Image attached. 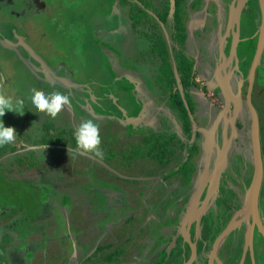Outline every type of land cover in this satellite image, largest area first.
I'll list each match as a JSON object with an SVG mask.
<instances>
[{"label": "flooded vegetation", "instance_id": "1", "mask_svg": "<svg viewBox=\"0 0 264 264\" xmlns=\"http://www.w3.org/2000/svg\"><path fill=\"white\" fill-rule=\"evenodd\" d=\"M145 3L146 0H138V9L131 11V18L133 20L137 15L139 23L136 25L146 34L159 35L157 23L146 27L142 8ZM157 4L162 6V12L158 13L161 21L174 17L176 35L179 34L176 29L178 10L183 21L186 39L183 44L175 39L174 46L192 63V85L189 88L182 86L195 123L189 116L176 80L170 112L166 114L169 124L156 123L153 128L144 129L145 142L158 145L151 154L153 157L138 158L150 165L142 162L144 166L139 168L145 171L136 174L140 164L138 159H127L128 154L123 153L117 158L114 156L124 165L121 172L111 166L112 161L107 157L101 160L92 156L90 162L98 167L92 174L100 186L90 188L88 196L84 194L88 204H79L78 226L74 231L71 229L73 236L70 227L62 226L68 220L66 214L59 212L61 227L57 228L51 221L46 228L45 223L41 225L45 246L30 258L29 264H264V237L252 217L248 223L241 222L225 233L242 207L253 175V154L248 184L244 177L237 180L235 174L238 172L232 168L234 160L245 164V157L240 154L247 146L246 133L252 153L249 94L258 116L264 165V47L257 58L260 43L264 41V0H156ZM48 10L47 0H0V56L4 50H18L16 52L23 61L31 58L37 73L61 82L65 75L60 68L56 70L49 65L47 56L37 48L41 38L29 31L27 35L25 31L27 26L30 29L32 24H40ZM186 18L192 20L187 26L184 24ZM174 54L176 57L175 51ZM74 74L78 73L74 71ZM227 75L233 95L224 90ZM65 80V88L75 86L72 79ZM176 93L183 100L188 118L173 106L172 96ZM227 95L230 97L228 103ZM78 101L85 106V101ZM89 102L93 105L92 100ZM116 104L122 107L119 101ZM116 104H113L116 112L113 111L119 115L122 111ZM52 126L56 134L47 138L51 142L47 149L69 150L72 135L66 145H56L62 139L59 127L63 125L54 121ZM107 130L111 135L109 127ZM212 130L216 142L210 155L203 132ZM106 140L110 152L105 146L102 148L104 153L112 155L110 136ZM41 141L45 143V139ZM224 147L228 149L227 162L215 178L216 152ZM10 169L13 174L8 171L12 174L7 176L9 180L18 179L21 174L28 175L26 172L18 174L13 166ZM58 193L56 190L54 195L58 196ZM34 195L28 192V199L33 200ZM48 196L49 193H43L41 200L42 207H46L43 218L52 212H49ZM258 208L264 229V178ZM28 209V218H31L35 210L31 206ZM22 212V208L10 209L2 222H8ZM9 214L11 217L7 218ZM252 225V241L248 244L247 233ZM2 247L6 251V242H1ZM22 255V251L15 253V257H19L17 264L22 263ZM3 261L8 263L4 257Z\"/></svg>", "mask_w": 264, "mask_h": 264}, {"label": "rangeland", "instance_id": "2", "mask_svg": "<svg viewBox=\"0 0 264 264\" xmlns=\"http://www.w3.org/2000/svg\"><path fill=\"white\" fill-rule=\"evenodd\" d=\"M108 1L47 0L49 12H46L45 19L40 24H32L30 29H28V26L25 27L27 35L29 31L33 36L37 34V37L41 38L37 43L40 46H37V48L41 54L47 56L49 65H52L56 70L60 68V72L65 75L64 78L67 80L74 79L73 77L76 80L78 79L80 87L76 93L75 89L63 86V84H66L65 79H61L62 81L59 82L54 77L47 79L44 75L37 73L36 66L30 62L31 58L29 57L30 59L23 61L19 56V52H16L18 50H11V52L4 50L1 52L0 88L14 98H20L24 101V115L8 112L0 118L6 127H14L18 135L14 144L5 146L7 150L4 153L6 154L0 158V244L2 241L6 242V251L0 255V264L5 263L3 257L8 261L7 264H17L19 258L15 257L17 251L23 253L21 256L23 261L20 264L31 263L30 258L39 254L45 246L41 238V225L45 223L46 228L47 224H50L49 221H51L57 228L61 227L58 217L65 207L64 204H61V198L62 201L66 198L67 202L72 198V194L73 196L80 194L81 201L87 200L84 194L88 196L90 188L100 186V183L96 181L94 174H92V171L98 169L97 165H93L89 160H81V156H73L69 150L60 151L55 147L50 149H47V147L43 152L42 146H39V144L42 138L45 140L48 137L53 138L52 135L55 132L52 131L54 128L52 123L56 121L63 125L62 128L59 127L60 136H62L60 140H68L72 135L73 142L71 144L75 146L74 133L77 125L82 120L91 119L84 115V109L88 106H83L78 100L85 101L84 94L87 95L89 86H92V79H99L97 74L102 73L108 65H106L105 58L97 49L96 43L92 44L94 37L104 35L96 33L93 29H95V25L101 27V24L105 23L107 14L102 12L109 6ZM111 22L120 23L116 17H111ZM22 54L26 58L25 53ZM74 71H82V74H74ZM83 81L87 83L85 84ZM90 81L91 84H89ZM33 88L42 90L46 94L55 91L66 94L71 98V107L62 111L53 120L44 113L38 112L31 103V90ZM94 121L96 122V120ZM43 129H45V133ZM100 130L103 141L102 146H105L110 152L109 141H106V137L110 136L109 131L104 126L100 127ZM244 140L247 146L243 147L240 155L245 157V164L234 160L232 168H235L234 172H238V175L235 174V178L240 180L239 177H244L248 184L252 172V153L247 133L244 135ZM130 144L127 145L129 149L123 151L124 154H128L127 159L129 157H133L134 160L153 157L154 155L151 154L158 148L156 143L140 140L134 146ZM109 156L110 153L107 158ZM43 162L48 163L43 164ZM137 162L140 164L137 165L136 174L143 173L145 170L142 169L144 166L142 162L149 163L144 159H138ZM10 166L16 168L18 174L26 172L28 175L21 174L18 179L9 180L7 176L13 174ZM140 166L142 168H139ZM9 170L12 174L8 172ZM65 176L66 181L73 179L75 188L66 190V197L54 195L56 190L62 189L61 181L65 182ZM236 183L238 184V182ZM28 192L35 194L33 200L28 199ZM43 193H49L48 198L50 197L49 212H52L46 216L47 221L46 218H43L45 215L43 209L46 208L42 207L41 204ZM85 203L88 204V202ZM28 206L34 207L35 210L34 215L31 218L29 217L30 219L28 218V214H30ZM14 208H22L23 212L12 220L3 223L4 215ZM28 228L31 232L28 231ZM30 251L33 254L28 257Z\"/></svg>", "mask_w": 264, "mask_h": 264}, {"label": "crops", "instance_id": "3", "mask_svg": "<svg viewBox=\"0 0 264 264\" xmlns=\"http://www.w3.org/2000/svg\"><path fill=\"white\" fill-rule=\"evenodd\" d=\"M130 3L137 4L138 0H109V6L102 12L107 14L108 19H105V23H102L101 27L95 25L93 30L104 35L94 37L92 44L96 43L97 49L108 65L102 73L97 74L99 79H92L94 85L89 86L87 95L84 94L85 106H88L84 109V115L96 120L100 127H109L112 132L110 142L113 154L107 159L112 161V167L121 172L124 165L122 161L117 162L115 158L122 155L124 150L129 149L128 143L134 146L139 140L145 141L144 129L153 128L156 123L169 124L170 119L166 114L168 111L170 112V98L176 86V83L173 84L162 72L164 60L161 53L154 49V36L146 34L138 25L135 26V22L131 18ZM142 8L145 10L146 27L150 28L156 23L160 26L157 36L163 37L166 42V50L170 56L175 76L174 68L177 67V62L174 54L176 35L174 17H167L161 21L158 13L162 12V6L156 5V0H146ZM111 17H116L120 23H110ZM191 21L188 18L184 19L185 26ZM109 37L111 38L108 40ZM76 73L82 74V71H76ZM72 80L75 85H72V88L76 93L80 84L75 78ZM83 83L87 82L83 81ZM89 100H92L93 105H90ZM117 101L123 108L119 115L115 113L116 107L113 105ZM95 108L97 109L95 110ZM111 110L115 112L110 113ZM44 144L40 141L39 146ZM68 147L75 148L72 144ZM107 155L104 153L105 158ZM77 156H81V160L84 161H93L91 154ZM61 184L62 189H59L58 195L63 197H66V190L75 188L73 179L66 181V176L65 182L61 181ZM80 199V194H75V196L72 194V198L67 202L66 198L64 201L61 198V204L65 205L62 211L69 218L62 223L63 228L70 227V231L77 228L79 220L77 221L76 214L80 210L79 204L86 202V200L81 201Z\"/></svg>", "mask_w": 264, "mask_h": 264}, {"label": "clouds", "instance_id": "4", "mask_svg": "<svg viewBox=\"0 0 264 264\" xmlns=\"http://www.w3.org/2000/svg\"><path fill=\"white\" fill-rule=\"evenodd\" d=\"M31 103L38 112L55 119L67 108L71 107V98L59 91L46 94L42 90L33 88ZM24 101L20 98H14L0 88V118L6 113L12 112L18 115H24ZM75 148L69 152L73 156L81 154H91L94 158L104 159V149L102 148L101 130L98 123L93 119L82 120L75 129ZM17 133L14 127H6L3 120L0 119V147L12 145L17 140ZM47 145L42 146L44 152Z\"/></svg>", "mask_w": 264, "mask_h": 264}, {"label": "water", "instance_id": "5", "mask_svg": "<svg viewBox=\"0 0 264 264\" xmlns=\"http://www.w3.org/2000/svg\"><path fill=\"white\" fill-rule=\"evenodd\" d=\"M263 47H264V41L262 40L260 43L257 58H259L263 50ZM174 71H175L176 80H177V88L185 102V106L188 109V113H189V116L191 117V120L193 121V123H195L194 117L192 116V112L190 111V108L188 107V103L186 101L185 94H184V89L181 83V77L178 73V69L176 66L174 68ZM251 76H252V73H251ZM225 78H226L225 86H224L225 93L226 94L229 93V95H233L232 90L230 89L229 75H227ZM226 98L228 99L227 100V103H228L230 101V97H228L227 95ZM248 106L250 108L251 115H252L251 142H252V154H253V175H252L251 183L244 196L242 207L235 215L234 219L230 223L225 233H228L229 231L233 230L236 227V225L240 224L241 222L248 223L250 220V217H252L254 220V224H257L259 226L260 231L264 237V229L261 227V223L259 219V208H258L259 197H260L262 184H263V178H264V165H263L262 151H261L260 126H259L257 113L250 101V94L248 96ZM117 107L121 111H123L122 107H120L119 105H117ZM203 133L206 136L205 143L208 146L207 149H209V154L212 155V152L214 151L213 150L214 142H216L215 132L212 130L209 132L204 131ZM227 151H228L227 147H224V149L222 150L218 149L216 152L218 162L216 165V169L214 170L215 178H218L221 172L225 168V165L227 162V153H228ZM253 227L254 225L249 226V230L247 233L248 244H250L252 241Z\"/></svg>", "mask_w": 264, "mask_h": 264}, {"label": "trees", "instance_id": "6", "mask_svg": "<svg viewBox=\"0 0 264 264\" xmlns=\"http://www.w3.org/2000/svg\"><path fill=\"white\" fill-rule=\"evenodd\" d=\"M131 6H132L131 11H135L136 9H138L137 4H132ZM178 11L176 12V29L179 31V34H177L175 36V39L178 41V43L183 44L185 39H186V35L184 34V31L182 29L183 21L181 19L180 13H178ZM133 21L135 22V25L139 23V19H138L137 15L133 16ZM154 44H155L154 49L161 53L163 60H164L163 61V67H162V72H163L164 76L167 79H169L171 82L175 83L176 78L174 77V72L172 70V65L170 62L171 59H169L170 56L168 55V52L166 50V42H164L163 37L156 35V36H154ZM175 52H176L177 68H178V71L181 75V82L185 88H189L192 85V78H193L192 63L188 61V59L186 58V56L183 54L182 51L175 50ZM172 103H173V106L175 108H177L181 112H183L184 115L188 118L187 110L184 106L183 100H182L179 93H176L172 96ZM49 142H50L49 139L45 140V143L48 144ZM66 142H67V140L64 139V140H60V142H57L55 144L63 146V145L67 144ZM6 150H7V148L5 146L0 147V156H2ZM9 217H11L10 214L7 215V218H9ZM3 218H5V217H3ZM4 252H5V248L4 247L0 248V255L3 254Z\"/></svg>", "mask_w": 264, "mask_h": 264}]
</instances>
